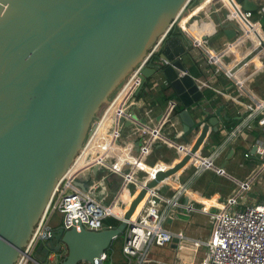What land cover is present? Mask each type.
Instances as JSON below:
<instances>
[{"label":"water","instance_id":"water-1","mask_svg":"<svg viewBox=\"0 0 264 264\" xmlns=\"http://www.w3.org/2000/svg\"><path fill=\"white\" fill-rule=\"evenodd\" d=\"M188 1L0 0V264L16 262L55 188L94 130L92 120L102 116L101 107L109 106V96L131 75L157 37L178 15L188 12L183 11ZM237 1L243 10L257 9L251 0ZM213 30L203 36L216 34ZM224 33L230 39L236 34L233 29ZM185 57L188 53L180 40L167 39L157 60L141 70L140 84L129 100L143 87L150 92L145 87L150 78L164 77L177 98L167 102L173 100L183 108L178 114L182 135L197 132L193 143L185 144L188 151L184 155L176 152V162L145 176V182L137 176L143 182L137 191L135 185H125L131 200L117 227L54 231L52 238L67 248L62 264H92L105 253L123 234L148 191L160 192L161 183L192 163L195 155L200 156L208 135L218 131V111L203 118L208 115L201 104L204 95L187 72ZM158 109L159 122L163 111ZM130 111L126 109V114L131 113L134 122L147 123L148 116L141 109ZM132 127L133 122L124 116L118 119L119 133ZM142 139L136 142L137 152ZM101 167L92 166L85 178L97 176ZM106 182L121 186L124 180L109 173ZM75 185L84 189L81 182ZM117 190L112 188L109 197L117 195Z\"/></svg>","mask_w":264,"mask_h":264},{"label":"crops","instance_id":"crops-1","mask_svg":"<svg viewBox=\"0 0 264 264\" xmlns=\"http://www.w3.org/2000/svg\"><path fill=\"white\" fill-rule=\"evenodd\" d=\"M251 1L257 8L253 11V19L260 21L264 30V16L261 17L258 14V8L264 3V0ZM213 2L205 3L193 0L188 12L180 18L179 24L175 26L169 35L179 39L183 49L185 48L188 53V57L184 59L187 72L197 82L198 88L204 95L201 104L208 115L203 116V118H210L217 111L220 115L217 125L218 131L211 132L208 135L199 152L201 155L194 156L200 160L211 157V163L214 167H211L212 169H210L211 172L209 173L207 171L208 168L203 169L200 167L196 171L194 168L195 164L192 162L171 177L170 180H165L167 181L166 186H161L160 194L175 198L181 206L192 204L198 210L187 212L186 210H178V208L170 206V214L163 223V227L171 233H181L185 239H176V242L172 241L163 247H150L147 257L149 262L146 264L201 263L204 256L202 255L198 258V254L200 249L204 247H194L192 245L193 240L204 241L198 237L201 234L194 224V220L196 223L194 214L201 213L206 215L200 209L205 208L213 213L227 204L228 200H235L230 208L236 210H241L245 206L264 204V156H260L257 153V149L264 151V123H260L264 118V48H253L255 45L253 46L249 42H240L236 39V36L231 39L228 38L224 31L233 29L236 32L234 24L228 17L226 18L224 10L219 11V2ZM240 4L242 5V3ZM211 5L214 6L213 9ZM201 6H204V8L198 9ZM206 18L211 22L208 27L209 32L211 33L215 29L216 34L212 33L204 37V34H201V30L197 26L207 22L204 21ZM235 35H237V32ZM227 45L229 47L225 54L220 55ZM210 54L216 55L219 62L215 63V57L210 59ZM233 66H235V70L228 78L225 76V71L232 69ZM199 81H206L209 86L201 87L199 86ZM148 84L145 87L150 92L144 91L143 87L137 96L129 102V111L135 109L140 112L141 109L145 115L147 111V124L151 130L159 125L156 120V117L158 116L159 118L160 116L158 108L164 111L167 106V101L161 100L160 87L156 86L159 84L160 86H165V90L168 89L165 95L173 94L174 99L177 100V98L174 92H171L169 82L161 75L155 79L150 78ZM182 109L181 105L176 106L170 122L163 127V132L167 135L165 140H157L152 145L150 153L145 157L140 167L141 170H137L136 176H142L147 171L152 174V170L165 169L169 166L168 164L174 162L176 151L173 146L169 145V141L180 146L193 143L197 132L192 131L182 135L183 124L178 118V114ZM191 113L194 117L201 118V116H198L197 111H191ZM240 124H242L241 131L231 136V132ZM131 129L125 128L121 131L119 143L122 148H118L119 155L123 151L133 157L137 156L138 145L136 142L140 136L136 132L133 138L127 139L126 137L129 136ZM151 134L154 135L153 132ZM123 135H125L124 138ZM127 142H129L128 145L126 144ZM122 145H125L127 150ZM162 146L164 147L158 151L157 148ZM172 150L173 152H171ZM184 152L186 150L179 155H184ZM120 157L124 158L122 155ZM127 161H129V158ZM218 168H222L223 172ZM88 173L89 171H85L81 178L85 179ZM97 175H100V170ZM224 179L227 181L226 186L224 185ZM105 186L108 194L114 187L118 188L120 194L123 192L121 195L122 199L118 202V207L120 210L125 211L123 208L129 205L131 198L127 192L124 195L123 186L121 187L118 182L116 184L114 182H106ZM182 187L185 189H181ZM175 195L177 197H173ZM192 195H196L199 199H195ZM112 197L113 195L108 200L110 201ZM143 203L144 199L137 206V211ZM107 220L110 219L107 218ZM208 222L211 226L209 217ZM106 226L112 225L105 224ZM152 248H160V251L152 250ZM161 250H163L162 253ZM120 253L121 260L116 262L110 259V262L121 264L124 261V257L122 250H120Z\"/></svg>","mask_w":264,"mask_h":264},{"label":"built area","instance_id":"built-area-1","mask_svg":"<svg viewBox=\"0 0 264 264\" xmlns=\"http://www.w3.org/2000/svg\"><path fill=\"white\" fill-rule=\"evenodd\" d=\"M192 1L193 0H189L187 2L183 11L189 10ZM201 1L205 3H214L213 1H218L220 4L219 11L224 10L226 12V18L228 17L234 24L237 32V35H235L236 39L240 42H249L251 45H255L253 48H264V30L260 21L253 19V11L243 10L242 5L237 0ZM258 14L261 15V17L264 16V3L258 8ZM182 16L184 15L181 13V15H178L169 24L166 30L157 37L147 50L144 58L134 68L126 81L127 84L133 86V89L122 103L121 112L115 113L111 117L110 124L105 128L104 134L102 130H100L99 125L101 124L107 109L113 104L112 100L114 98L111 100L112 102L109 106L102 111V116L96 121V123H94V130L88 136L82 150L67 170V172H70L72 175L68 176L66 172L58 183L47 209L14 264H41L33 257L35 247L39 242L46 245L45 241L52 238V233L54 231L66 232L71 229L79 232L82 229L100 231L113 228V226L105 227L104 221L107 218H115L120 222L123 218V215L119 216L110 210L111 207L119 206L118 202L121 201V195L123 192L120 194L117 190V195H113L110 202L107 203L106 201L109 199V194L105 186L106 176L109 173L119 174L123 176L124 180V183L121 185V187L123 186V191L125 185L128 183L135 185V190H138L142 187L143 182L147 180L145 179V176L148 174L149 176H152L156 171L152 170V174L149 171L143 173L144 175L141 176L144 177L143 182L137 180V170H141L140 167L145 157L150 153L152 145L157 140H165L167 135L164 134L163 127L170 122L171 115L176 108V103L173 100L167 102V106L163 111L164 114L162 113L163 118L158 122L159 125L153 129L154 135L150 133L147 123L141 125L134 122L131 113L126 114V109L128 110L130 108L129 102L132 101L133 98H131V100H129V98L140 84L141 70L157 59L160 49L175 26L179 24ZM228 47L229 45L225 46L220 55L225 54ZM209 56L210 59L212 57L216 58L214 60L215 63L219 62L216 55L210 54ZM233 70H235V66H233L232 69L230 68L226 70L225 76L229 78L231 74H233ZM198 83L201 87L209 86L206 81H199ZM146 115H148L147 111ZM121 116H124L125 120L132 121L134 124L131 133L126 137L127 139L133 138V135L136 132L139 136L143 137L142 146L139 147L137 156L133 157L122 151V153H124V158L120 159L112 152H108L99 161L93 162L92 160L95 157L98 158V155L101 152L104 153L100 148H106V138L111 139L114 134L115 145L118 146L117 148H122L119 143L121 132L119 133L118 128V119ZM260 123H264V118ZM241 128L242 124L237 126L231 132V136L238 134L241 131ZM169 143V145L173 146L175 151L179 154L181 152L183 153L184 150H187L185 145L180 147V145H177L172 141H169ZM126 144L128 145L129 142ZM125 145L122 146L127 150ZM91 151H93L92 153H95L94 157L91 156ZM257 153L260 156H264L263 150L257 149ZM127 157L129 158V161H127ZM106 159L111 161L112 164L109 165L106 162ZM112 159H114V161ZM201 160L209 161L210 166L212 167L211 157ZM80 162H84L85 165L88 166L82 169L77 168V165ZM95 164H101L102 166L100 169V175H97L100 177L91 176L89 180L86 178L79 179L85 170L90 173L91 167ZM200 167L203 168L201 164ZM200 167L198 166L195 170L197 171ZM125 169H127V173L123 174V170ZM75 182H81L84 189L76 186ZM166 183L167 181L161 184L164 185ZM181 189L185 188L182 187ZM55 196H57L56 199H54ZM173 197L177 196L175 195ZM234 202L235 200H228L227 204L213 213L205 208L200 209L202 213L208 215L211 223V231L207 240L192 241L194 247L202 246L205 249L204 257L200 264H264V204L245 206L241 210H236L230 208ZM170 206L175 207L176 209L178 208V210H186L187 212L198 210L192 204L181 206L177 203L175 198L166 197L160 194L156 189L149 190L138 214L127 221V226L123 232L121 248L124 261L121 264H146L149 262L147 257L150 247H163L170 244L173 239H185L181 233L174 234L163 227V223L169 217ZM54 213L60 216L61 221L56 229H51L48 221H50V218ZM66 256L67 248L63 243H60L57 250H51L49 252L47 255V261H53L54 264H62L65 261ZM107 261L108 255L105 252L101 254L99 258L94 259L92 264H115ZM77 264L91 263L79 261Z\"/></svg>","mask_w":264,"mask_h":264},{"label":"rangeland","instance_id":"rangeland-1","mask_svg":"<svg viewBox=\"0 0 264 264\" xmlns=\"http://www.w3.org/2000/svg\"><path fill=\"white\" fill-rule=\"evenodd\" d=\"M196 5V4H195ZM211 16V15H210ZM213 17V16H212ZM196 18V17H194ZM211 18V17H210ZM212 19V18H211ZM191 20V19H190ZM204 21H209V19L207 20L204 19ZM130 74H128V76L124 79V81L122 82V84H120L119 87H117L115 89V91L113 92V94H111L109 96V100H112L113 98H115V96L117 95V92L120 91L122 89V87L124 86V84L126 83V81L128 80ZM105 107H101L100 111L102 113V111L104 110ZM98 120V119H97ZM96 119L92 120V125L97 121ZM91 125V126H92ZM125 137V135H123V138ZM96 152V151H95ZM173 152V150L171 151ZM95 155V153H91V156L93 157ZM168 155V154H167ZM201 155V154H200ZM173 156V155H172ZM151 159V158H150ZM178 157L175 158V160L177 161ZM174 160V162H176ZM114 161V159H113ZM173 162V163H174ZM217 163V162H216ZM172 164V162H171ZM171 164H168V165H171ZM208 173L211 172L210 171V168L207 169ZM217 175V174H216ZM214 176V175H213ZM79 179H83V178H79ZM225 180V179H224ZM224 185L226 186V180L224 181ZM232 184V183H231ZM57 196H55L54 199H56ZM107 203H109L110 201H106ZM128 206H126L125 208L123 209H127ZM196 213H199V212H196ZM196 219V223H195V220H194V224H195V227H197V230L200 232V237L201 239L203 240H207L209 235H210V224L208 222V216L206 215H203V214H194L193 215ZM111 219V218H109ZM61 221V218L58 214H53L52 217L50 218V221H48V224L50 226L51 229H56V227L58 226V224L60 223ZM122 238H123V235L120 234L112 243L111 245L109 246V248L106 250V253L108 254V261L107 262H110V259L113 261H116L118 262L119 260H121V253H120V250H121V241H122ZM46 245L42 246L40 244V242L36 245L35 247V252L33 253V257L35 258L36 261H38L39 263H42V264H54L53 261H47V255H48V252H50V250L54 247H57V249L59 248V245L61 243V241L58 239V238H51L49 240H46L45 241ZM56 249V250H57ZM159 250L160 251V248H152V250ZM163 252V250H161V253ZM204 252H205V249L204 248H201L200 251H199V254H198V258H200L202 255L204 256Z\"/></svg>","mask_w":264,"mask_h":264},{"label":"bare ground","instance_id":"bare-ground-1","mask_svg":"<svg viewBox=\"0 0 264 264\" xmlns=\"http://www.w3.org/2000/svg\"><path fill=\"white\" fill-rule=\"evenodd\" d=\"M204 8V6H201L200 8L198 9H202ZM209 24H211L210 21H207V22H203L200 26H197L200 30H201V34H207V33H210L209 32ZM196 26V25H195ZM201 39V38H200ZM237 81V80H236ZM133 89V86H131V84H125L122 89L120 91L117 92V95L116 97L112 100L113 101V104L107 109L106 111V114L105 116L103 117V120L101 122V124L99 125L100 127V130H102L103 134H104V130L105 128L110 124V120H111V117L115 114V113H119L121 112V105L122 103L124 102V100L129 96L131 90ZM111 101V102H112ZM150 133L152 132L151 130H149ZM154 134V132H153ZM114 136L115 134L113 135V137L111 139H108L106 138V148H100L101 150L104 151V153H100L98 155V158H94L92 161L93 162H97L99 161L106 153L108 152H112L113 154L117 155L118 158L122 159L123 157H120L121 155L124 156V153H120L119 155V151H118V146L115 145V139H114ZM188 151V149H187ZM93 151H91L92 153ZM84 156V155H83ZM192 162L197 165V166H200V164L202 165L203 168H211L210 166V163L209 161L207 160H200L198 157H195V158H192ZM88 165H85L84 162H80L78 165H77V168H86ZM86 171V170H85ZM67 175L68 176H71L72 174L69 172H67ZM243 187V186H242ZM192 197H194L195 199H199L196 195H192ZM142 208V206H141ZM140 208V209H141ZM140 209L137 211H135V213L132 215V218H134L138 212L140 211ZM113 213L115 214H118L119 216H122L124 214L125 211H122L120 210L118 207H111L110 209Z\"/></svg>","mask_w":264,"mask_h":264},{"label":"trees","instance_id":"trees-1","mask_svg":"<svg viewBox=\"0 0 264 264\" xmlns=\"http://www.w3.org/2000/svg\"><path fill=\"white\" fill-rule=\"evenodd\" d=\"M164 91L165 90H163V91H161L160 92V96H161V98H159V99H161V100H164V102L165 101H167L168 99H174V97H173V94H168L167 96L164 94ZM176 111H178V109H176ZM164 146H162V147H158L157 148V150L159 151V150H161L162 148H163ZM165 149V148H164ZM174 157H175V155H174ZM126 194V192L124 193V195ZM104 223L106 224V225H112L114 228L115 227H117L118 225H119V221L118 220H115V219H110V220H105L104 221ZM48 254H49V252H48Z\"/></svg>","mask_w":264,"mask_h":264},{"label":"flooded vegetation","instance_id":"flooded-vegetation-1","mask_svg":"<svg viewBox=\"0 0 264 264\" xmlns=\"http://www.w3.org/2000/svg\"><path fill=\"white\" fill-rule=\"evenodd\" d=\"M169 38H174V37H172V36H168V39ZM170 86V85H169ZM156 87H160V91H163V90H165V86H160V84L158 85V86H156ZM171 88V87H170ZM171 90H172V88H171ZM168 92V89H166L165 91H164V94H166ZM171 92H173V90L171 91Z\"/></svg>","mask_w":264,"mask_h":264}]
</instances>
